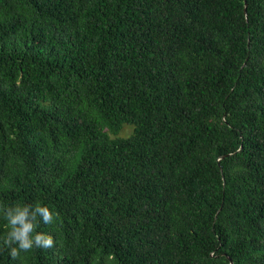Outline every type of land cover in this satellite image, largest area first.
<instances>
[{
	"label": "trees",
	"instance_id": "obj_1",
	"mask_svg": "<svg viewBox=\"0 0 264 264\" xmlns=\"http://www.w3.org/2000/svg\"><path fill=\"white\" fill-rule=\"evenodd\" d=\"M15 201L54 243L0 264H264V0H0Z\"/></svg>",
	"mask_w": 264,
	"mask_h": 264
},
{
	"label": "clouds",
	"instance_id": "obj_2",
	"mask_svg": "<svg viewBox=\"0 0 264 264\" xmlns=\"http://www.w3.org/2000/svg\"><path fill=\"white\" fill-rule=\"evenodd\" d=\"M57 216L54 209L42 202L15 201L0 206V218L5 221L6 228L0 233V251L7 249L9 256L15 260L22 251L52 247V235L37 229L41 223L51 224Z\"/></svg>",
	"mask_w": 264,
	"mask_h": 264
},
{
	"label": "rangeland",
	"instance_id": "obj_3",
	"mask_svg": "<svg viewBox=\"0 0 264 264\" xmlns=\"http://www.w3.org/2000/svg\"><path fill=\"white\" fill-rule=\"evenodd\" d=\"M129 131H130V127H126L125 130H124V134L128 133Z\"/></svg>",
	"mask_w": 264,
	"mask_h": 264
},
{
	"label": "water",
	"instance_id": "obj_4",
	"mask_svg": "<svg viewBox=\"0 0 264 264\" xmlns=\"http://www.w3.org/2000/svg\"><path fill=\"white\" fill-rule=\"evenodd\" d=\"M244 14H246V6L244 7Z\"/></svg>",
	"mask_w": 264,
	"mask_h": 264
}]
</instances>
